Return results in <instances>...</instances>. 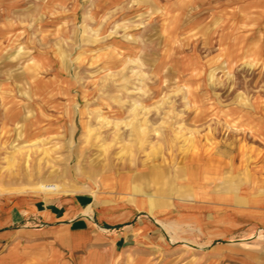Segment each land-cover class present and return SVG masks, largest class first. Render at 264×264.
Returning a JSON list of instances; mask_svg holds the SVG:
<instances>
[{
    "label": "rangeland",
    "instance_id": "rangeland-1",
    "mask_svg": "<svg viewBox=\"0 0 264 264\" xmlns=\"http://www.w3.org/2000/svg\"><path fill=\"white\" fill-rule=\"evenodd\" d=\"M0 192L138 211L120 264L264 258V0H0Z\"/></svg>",
    "mask_w": 264,
    "mask_h": 264
},
{
    "label": "crops",
    "instance_id": "crops-1",
    "mask_svg": "<svg viewBox=\"0 0 264 264\" xmlns=\"http://www.w3.org/2000/svg\"><path fill=\"white\" fill-rule=\"evenodd\" d=\"M101 206L106 205L83 193L0 200V264H120L129 254L135 257L132 261L143 258L142 241H149L145 230L150 222L135 223L138 211L109 222L98 217ZM79 235L89 240L73 248ZM208 249L211 255L223 254L218 246ZM239 249L231 252L238 263L264 264V258Z\"/></svg>",
    "mask_w": 264,
    "mask_h": 264
},
{
    "label": "bare ground",
    "instance_id": "bare-ground-1",
    "mask_svg": "<svg viewBox=\"0 0 264 264\" xmlns=\"http://www.w3.org/2000/svg\"><path fill=\"white\" fill-rule=\"evenodd\" d=\"M3 195V193L0 192V197ZM110 208L106 210V213L109 211ZM112 211V210H111Z\"/></svg>",
    "mask_w": 264,
    "mask_h": 264
}]
</instances>
